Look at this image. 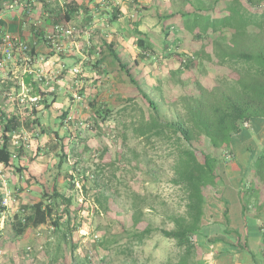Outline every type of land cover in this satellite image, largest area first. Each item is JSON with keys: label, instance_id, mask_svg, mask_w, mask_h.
<instances>
[{"label": "rangeland", "instance_id": "1", "mask_svg": "<svg viewBox=\"0 0 264 264\" xmlns=\"http://www.w3.org/2000/svg\"><path fill=\"white\" fill-rule=\"evenodd\" d=\"M254 1L255 5L247 0H128L131 12L126 13L128 17L121 25L114 26L116 31L105 25L108 42L120 44L117 52L121 50L129 64L134 65V58L138 60L134 74L148 94L181 109L183 96L193 88L181 81L188 84L193 76H199L213 82L214 76L224 69L198 59L191 71L181 72L180 60L197 59L196 52L212 54L215 41L231 43L235 39L245 43V20L257 21L264 14V1ZM54 22L76 30L74 37L64 40L63 51L57 53L66 57L70 54L69 44L76 41L79 60L72 64L78 66L80 73L71 74L72 67L60 72L58 79L69 95L55 92L48 98L50 102L60 96L61 103L64 98L69 99L68 106L58 102L52 110L35 107V114L33 109H21L19 134L10 141L16 157L0 179L6 182L0 193L8 192L11 196L6 210L0 212V264H50L54 248L52 243L47 253L48 244L54 242L51 226L31 228L17 236L13 225L16 216L26 214V206L43 200L44 193L52 195L54 190L72 198V227H79L72 231L78 245L73 254L82 258L89 254L95 263L97 239L101 235L97 232L100 222L96 199L103 187L108 186L116 200L110 215L115 220V230L120 229V221L126 220L123 209L132 203L134 191L160 196L168 207L184 210L183 192L170 181L174 163L172 142L140 134L142 125L154 113L112 60L106 45L101 44L99 37L104 26L99 24L89 31L81 19L73 17L68 22L62 12ZM138 23L142 37L135 32ZM138 38L153 44L146 59L139 55L145 52L138 47ZM99 60L102 62L96 63ZM83 61L85 64L80 63ZM98 111L110 112L106 121ZM34 120L40 125L33 124ZM2 144L0 136V147ZM205 149L213 156L211 150ZM146 212L147 217L159 222V216ZM136 252L140 264H164L178 250L172 242L156 235ZM73 254H68V259ZM122 258L113 251L110 259L114 263L110 264H122Z\"/></svg>", "mask_w": 264, "mask_h": 264}, {"label": "trees", "instance_id": "2", "mask_svg": "<svg viewBox=\"0 0 264 264\" xmlns=\"http://www.w3.org/2000/svg\"><path fill=\"white\" fill-rule=\"evenodd\" d=\"M247 2L255 5L254 0ZM67 6L69 10L65 12V19L70 20L76 15L79 5L72 1ZM138 27L139 24L135 32L142 37L144 34ZM232 40L231 43L213 42L212 54L205 56L196 52L197 59L189 57L180 60L181 72L191 71L198 59L224 69L222 74L214 76L213 82H206L199 76H193L188 84L179 81L184 86H193L183 96L181 109L165 104L163 98L155 100L134 74L138 60L131 65L123 60L113 42L105 44L112 60L125 72L130 84L154 113L151 120L142 125L140 134L172 142L174 163L170 181L183 192L185 204L182 212L168 207L160 196H147L134 191L132 203L123 209L126 220L120 221V229L115 230V220L110 215L116 200L108 186L103 187L96 199L100 222L97 232L101 235L97 239L99 251L98 262L95 263L89 254L83 258L73 254L78 245L74 242L72 231L79 230V227H72V198L54 190L52 195L44 193L43 200L26 206V214L22 217L16 216L13 225L15 235L22 236L31 228L49 224L54 237V242H50L47 249L50 253L54 243L50 264H110L114 263L110 259L113 251L123 256L122 264H140L136 251L156 235L172 242L178 250L176 256L169 257L164 264H206L204 255L209 247L216 244L241 248V236L231 227L225 197L226 182L222 173L234 165L241 167L239 158L245 154V143L264 131V14L257 21L245 20V43ZM136 41L145 52L140 53V57L146 59L148 51L154 48L153 44L143 38ZM101 60L96 63H101ZM49 107L46 105V108ZM36 111L33 109V114ZM98 113L106 121L110 112ZM32 123L38 125L40 122L34 120ZM0 126L3 129L0 164L10 167L15 159L10 141L20 123L0 109ZM205 148L211 150L213 156ZM258 164L264 165V156L259 158ZM239 177L241 185L244 180L241 174ZM236 178L233 176L230 181ZM6 208L2 205L0 194V212ZM146 210L159 216V222L147 217ZM68 254L73 255L68 259Z\"/></svg>", "mask_w": 264, "mask_h": 264}, {"label": "crops", "instance_id": "3", "mask_svg": "<svg viewBox=\"0 0 264 264\" xmlns=\"http://www.w3.org/2000/svg\"><path fill=\"white\" fill-rule=\"evenodd\" d=\"M75 1L79 7L74 17L81 19L85 29L92 31L99 24L104 26L99 37L102 45L111 43L108 42V28L105 25L116 31L114 26L121 25L128 17L126 13L131 12L128 0ZM67 2L72 0H0V43L4 35L10 33L29 42L31 46V62L26 63L22 57L16 56L5 69L0 70V109L6 116L15 117L18 123L22 121L21 109L24 108L18 96H39L41 100L37 108L41 110L49 105V110H52L58 105L60 96H55L49 102L51 95L58 92L65 97L69 95L67 88L61 86V79H58L59 70L62 67L64 70L78 67L73 62L79 60L76 56L79 46L76 41H72L69 44L70 54L64 57L45 39L52 30L54 20H57L61 12L65 16V12L69 10ZM72 19L73 17L66 20L71 22ZM116 47H120V44ZM119 54L124 60L125 55L121 50ZM80 63L83 64L84 61ZM40 74L48 79L46 84L37 81ZM59 103L64 107L70 101L64 98ZM18 134L17 130L12 136ZM2 135L3 129L0 126V136ZM245 148V154L239 158L241 167L234 165L226 169L227 175L224 177L231 227L241 236V248L225 247L222 244L211 246L204 255L206 264H264V165L258 164L259 158L264 156V131L260 136H252L245 143ZM230 173L238 178L230 181L233 177ZM240 174L244 180L241 185ZM4 184L6 182L0 180L1 190L4 189ZM0 194L3 195L2 192Z\"/></svg>", "mask_w": 264, "mask_h": 264}, {"label": "built area", "instance_id": "4", "mask_svg": "<svg viewBox=\"0 0 264 264\" xmlns=\"http://www.w3.org/2000/svg\"><path fill=\"white\" fill-rule=\"evenodd\" d=\"M76 30L73 27L67 26L61 23L53 24L52 30L45 37L47 43L55 48L57 52L63 51V42L67 38L74 37L76 34ZM31 46L29 42L21 39L19 36L7 33L4 35L1 43H0V70L5 69L7 64L14 60L16 56H20L24 59L26 63L32 61L30 57ZM64 67H62L59 71L64 72ZM80 73L78 68L73 69L71 74L76 75ZM47 78L40 74L37 77V81L42 82L44 84L47 83ZM19 102L24 106V108H28L30 110L34 109L39 105L41 98L39 96H24L20 95L17 97ZM76 98V96H75ZM247 126V124H246ZM16 157L15 155L13 156ZM6 166L0 164V179H3V170ZM5 182V180H4ZM10 193H6L2 195V205L7 206L10 200Z\"/></svg>", "mask_w": 264, "mask_h": 264}]
</instances>
